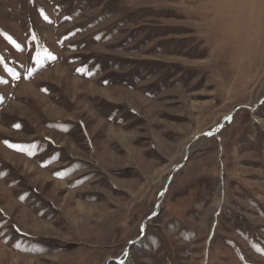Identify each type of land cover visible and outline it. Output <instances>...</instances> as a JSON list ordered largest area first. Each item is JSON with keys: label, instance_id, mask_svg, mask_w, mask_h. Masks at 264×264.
Instances as JSON below:
<instances>
[{"label": "rangeland", "instance_id": "rangeland-1", "mask_svg": "<svg viewBox=\"0 0 264 264\" xmlns=\"http://www.w3.org/2000/svg\"><path fill=\"white\" fill-rule=\"evenodd\" d=\"M0 264H264V0H0Z\"/></svg>", "mask_w": 264, "mask_h": 264}, {"label": "crops", "instance_id": "crops-1", "mask_svg": "<svg viewBox=\"0 0 264 264\" xmlns=\"http://www.w3.org/2000/svg\"><path fill=\"white\" fill-rule=\"evenodd\" d=\"M220 8V7H219ZM58 149V150H60L59 148H61V147H58V146H55V148H54V151H55V149ZM53 150H51L50 151V153H51V157H53L54 156V154H53V152H54ZM45 152V151H44ZM43 152V153H44ZM40 153V152H39ZM38 161H39V163L37 162H32V161H30L31 163H33V165L35 166V167H37L39 170H43V171H46V170H48L49 168H47L49 165H51V164H53V162H50V161H43V162H40L41 161V159L43 158V154H38ZM65 158V157H64ZM82 162V163H81ZM81 162H77V161H75V160H72L71 159V157L70 156H68V158H65V159H63V160H61V163H64L65 165L63 166V167H58L59 168V170H56V173H53V175L55 176V179H60V180H62L64 177H66V176H68L69 174H71L72 173V171L74 170V169H78V165H83V167H85V164H83L84 162L83 161H81ZM72 165H74V167H72L71 168V166ZM82 170H83V172H84V170H86V168H82ZM59 171H60V173H59ZM100 171V170H99ZM61 172H62V174H61ZM90 174H92V173H90ZM89 174V175H90ZM21 182V178H19V177H17L16 178V181H14V183L13 184H16V185H18V187L20 188L21 187V185L19 184ZM101 183H102V185H103V181H100ZM99 182V183H100ZM8 188H10V187H8ZM23 188H24V186H23ZM11 190H10V193L12 194V195H14L15 197H16V195H17V198H18V196L21 194L22 195V193H21V191H19V189L17 190V191H14V192H12L13 191V188H10ZM29 189H26V190H22V192H25V191H28ZM33 195H37V194H33ZM38 196V195H37ZM19 198H22V196L21 197H19ZM87 198V197H86ZM91 198V197H90ZM89 198V199H90ZM94 199V198H93ZM95 201H99V197L97 196V199H94ZM35 239V238H34Z\"/></svg>", "mask_w": 264, "mask_h": 264}, {"label": "snow or ice", "instance_id": "snow-or-ice-1", "mask_svg": "<svg viewBox=\"0 0 264 264\" xmlns=\"http://www.w3.org/2000/svg\"><path fill=\"white\" fill-rule=\"evenodd\" d=\"M48 58H49V59H52L53 57L51 56V54H48ZM37 62H38V63H42V61H40L39 59H38Z\"/></svg>", "mask_w": 264, "mask_h": 264}, {"label": "bare ground", "instance_id": "bare-ground-1", "mask_svg": "<svg viewBox=\"0 0 264 264\" xmlns=\"http://www.w3.org/2000/svg\"><path fill=\"white\" fill-rule=\"evenodd\" d=\"M217 9L219 10L220 8H219V7H217Z\"/></svg>", "mask_w": 264, "mask_h": 264}]
</instances>
